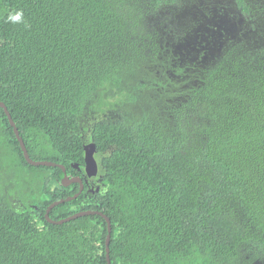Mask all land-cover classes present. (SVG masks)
Segmentation results:
<instances>
[{
	"label": "trees",
	"instance_id": "trees-1",
	"mask_svg": "<svg viewBox=\"0 0 264 264\" xmlns=\"http://www.w3.org/2000/svg\"><path fill=\"white\" fill-rule=\"evenodd\" d=\"M207 2L0 0V101L30 157L68 176L95 143L99 190L85 185L49 216L105 213L110 264L251 251L264 264V0H235L240 40L174 66L166 42L184 41ZM62 176L25 160L0 107V264L106 263L102 216L45 219L78 190Z\"/></svg>",
	"mask_w": 264,
	"mask_h": 264
},
{
	"label": "flooded vegetation",
	"instance_id": "flooded-vegetation-1",
	"mask_svg": "<svg viewBox=\"0 0 264 264\" xmlns=\"http://www.w3.org/2000/svg\"><path fill=\"white\" fill-rule=\"evenodd\" d=\"M217 4H219V6H216ZM211 12L212 15L210 16ZM224 13L232 19L233 26L230 24L225 25L223 22H220V16ZM237 15H240V12L237 9L235 0H208L205 8L200 11V17H202L203 22H200L197 27L191 29L192 33L190 35L192 36V40L187 41L185 39L184 41L177 43L166 42V46L169 44L171 45V51L167 49L168 53H171V60L178 61V64H172L179 67L186 66V64H189L190 66L194 65V61L201 62L207 59L210 55H217L219 52L217 51V43L219 41L228 45L240 40L241 37H239L238 27L242 25V22L240 19L236 18ZM190 66H187L186 68L189 71H192L193 69H190ZM170 73L178 81L185 79V77L181 76L179 73L177 75H174L172 71ZM74 176H80L83 179V189L85 188V185H87L90 188L89 191H91V187L94 186L96 187L93 190L94 192L99 190L97 183L100 181V178H98V173L94 176H87L85 171H80V174L69 177ZM75 183L78 185L79 189V183ZM72 184L74 183H71L70 185ZM9 199L14 203L16 208L23 209L26 207L22 200L27 199H23V195L16 197L9 195ZM35 208L37 209L38 206L35 205ZM228 264H260V252H241L239 258H230Z\"/></svg>",
	"mask_w": 264,
	"mask_h": 264
},
{
	"label": "water",
	"instance_id": "water-1",
	"mask_svg": "<svg viewBox=\"0 0 264 264\" xmlns=\"http://www.w3.org/2000/svg\"><path fill=\"white\" fill-rule=\"evenodd\" d=\"M220 19H221L220 22H223V24H225V25L230 24L231 26H233L232 22H230V20L227 16V14L224 13L223 15H221ZM185 39L187 41H190V40H192V36L187 35V37ZM0 107L4 109L7 117L9 118L10 125L12 126L15 137L19 142V145H20L21 150L23 152L24 158L30 165H33V166H52V167L61 168L63 170V173H64L63 177L61 179V184L63 186H68L71 183H75V182L79 183V189L77 192H75L72 195H68L66 197H61V198H58L56 200H53L51 203H49L46 206V208L44 210L45 219L52 224H62V223H65L69 220H72V219H75L77 217L84 216V215L99 214L100 216H102L106 221V236H105L106 263L105 264H110L109 243H110V239H111L112 227H111V220L105 213H103L102 211H100L98 209H82V210H78V211H76V212H74V213H72V214H70L64 218H60L57 220L53 219L49 216V212L54 206H57L61 203L70 201V200L76 198L82 192V190H83V179L79 176H74V177L67 176L66 169H65L64 165L61 163L51 161V160H34V159H32L30 157L28 151H27L26 145H25L22 137L19 134V131H18V128L16 127L15 122L11 118V115H10L9 111L7 110L6 105L2 101H0ZM95 150H96V146H95V143H93V142H90V143H87L84 145V171L87 174V176H94L98 172V162L94 156ZM75 166L78 167L77 164H75Z\"/></svg>",
	"mask_w": 264,
	"mask_h": 264
},
{
	"label": "clouds",
	"instance_id": "clouds-1",
	"mask_svg": "<svg viewBox=\"0 0 264 264\" xmlns=\"http://www.w3.org/2000/svg\"><path fill=\"white\" fill-rule=\"evenodd\" d=\"M226 14V13H225ZM228 16V15H227ZM229 18V17H228ZM186 38V37H185ZM90 143V142H89ZM94 143V142H93ZM96 151V150H95ZM96 156V155H95ZM96 160H97V158H96ZM98 162V161H97ZM63 171V170H62ZM98 173V172H97ZM64 174V173H63ZM67 174V173H66ZM68 176V175H67ZM80 177V176H79ZM61 181V180H60ZM78 191V190H77Z\"/></svg>",
	"mask_w": 264,
	"mask_h": 264
}]
</instances>
